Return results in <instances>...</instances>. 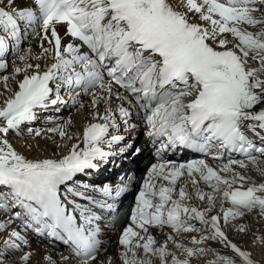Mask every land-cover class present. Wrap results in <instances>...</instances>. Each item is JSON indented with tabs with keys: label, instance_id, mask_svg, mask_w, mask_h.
Masks as SVG:
<instances>
[{
	"label": "snow or ice",
	"instance_id": "obj_1",
	"mask_svg": "<svg viewBox=\"0 0 264 264\" xmlns=\"http://www.w3.org/2000/svg\"><path fill=\"white\" fill-rule=\"evenodd\" d=\"M32 4L18 7L17 0H0V71L8 67L5 56L11 42L22 62L12 76L0 77L4 90L12 91L7 82L23 74L17 90L0 102V211L8 214L0 222V232L20 220L25 228L72 246L80 264H112L110 258L98 259L99 218L75 198L93 205L96 201L68 182L113 155L104 145L111 148L124 139L110 131L119 128L117 117L134 129L137 126L129 121L142 112L146 135L160 159L151 165L135 197L131 222L121 231L120 264H196L210 253L215 258L208 264H258L229 239L221 222L251 212L264 219V182H256L246 171L251 164L264 177V146L247 134L250 130L264 144V0ZM21 21L38 26L33 34L41 36L42 56L33 58L31 49L21 51ZM57 25L65 27L63 37ZM62 90L70 99L61 95ZM81 95L91 97L93 117L82 135L86 147L73 144L59 159H29L9 142V133L35 121L39 111L50 106L59 110L69 103L83 107ZM71 123L69 119L47 131L71 141L78 138L67 131ZM41 131L28 128L35 136ZM180 148L205 158L182 163L163 159V153ZM209 156L221 161L219 166L213 167ZM99 191L110 196L113 189L105 186ZM13 208L19 210L10 212ZM217 208L219 212L212 214ZM247 227L241 224L238 231ZM152 229H167L163 240ZM257 239L264 244V236ZM209 240L230 248L234 256L205 248ZM21 244H27L26 237L10 231L0 241V264H8ZM30 256L21 259L27 264Z\"/></svg>",
	"mask_w": 264,
	"mask_h": 264
},
{
	"label": "bare ground",
	"instance_id": "obj_2",
	"mask_svg": "<svg viewBox=\"0 0 264 264\" xmlns=\"http://www.w3.org/2000/svg\"><path fill=\"white\" fill-rule=\"evenodd\" d=\"M17 6H29L32 7V0H17ZM21 31L23 35V40L21 43V51L25 52L31 49L33 58L37 55H43L42 49L40 47L41 44V36L33 34V28H38L37 25H33L29 27L27 22L21 21ZM254 30V29H249ZM57 31L63 37L65 33V27L63 25H57ZM2 34V33H0ZM42 35V33H41ZM65 42L70 40L69 37H64ZM45 47L48 46L47 41H43ZM231 47V45H229ZM85 50V49H82ZM5 59L8 62L7 69L0 71V77L8 75L12 76L14 73V67L21 65L22 62L16 58V48L14 42L10 43V51L6 54ZM33 63L39 62L42 65L45 63L44 60L36 61L32 60ZM51 62V58H48V63ZM23 74H19L15 76V79H10L7 82V88L12 91H5V83L2 79H0V102L4 100L5 97L11 96L15 90H17V81L22 79ZM61 95L65 99H70L69 93L67 91L62 90ZM80 99L83 102V107L73 106L69 103L67 106L60 105L59 110H57L56 106H50L46 110H42L38 112L37 119L30 124H25L21 126V130L17 132H10L8 135L9 142L13 145V147L23 155H25L29 159H45V158H53L59 159L62 155L68 153V151L72 148L73 144L79 143L80 146L86 147L82 143V135L87 126V124L93 121L92 117V109L90 108L91 97L86 95H81ZM2 106V105H0ZM127 106V105H125ZM104 105H100V111H103ZM71 119L72 123L67 128V131L75 134L78 138H74L69 141L66 138L62 139L57 133L48 132V128L57 127L59 123L66 122ZM117 123L120 125L118 129L110 130L113 134L123 136L124 139L121 141L123 145L128 144L130 141H133L134 138L129 135V132L138 133L143 131L142 119L137 116H133V118L129 121V123L135 124L137 127L126 128L123 121L117 117ZM41 129V135L35 136L32 133L28 132V128ZM14 136V138H13ZM66 145V146H65ZM105 151L110 148L107 144L104 145ZM126 158V155L124 156ZM148 158V156L145 158ZM149 162H153V158H148ZM264 159V158H262ZM115 159L110 156L104 161H97L98 167L95 169H88L84 173H79L76 175V178L73 181L68 182L69 187H73L78 191H81L77 186V183L80 181L87 180L86 178L87 172L90 175L96 174V178L92 176L90 179L94 182L97 180L101 181V175L105 174L104 172H109V168L115 169L117 172L120 169H124L126 162L119 161L117 166ZM108 167L103 170L102 167L107 165ZM247 174L253 178L256 182H264V177H261L259 173L255 170V167L251 165L246 170ZM138 184H140V179L134 180ZM131 182V181H130ZM134 186V183H131ZM87 189L89 190V182L87 184ZM61 192H65L66 189L64 186H61ZM82 192V191H81ZM85 195L90 196V193L84 192ZM77 198V197H76ZM69 199H73L70 197ZM96 204L93 205L90 202H86V206L90 207L92 211L98 213L99 217H101L105 211L103 209L98 208V204L100 200L95 198ZM19 209H10V212H15ZM22 211V210H21ZM8 219V214L3 211H0V222H3ZM96 224L99 225V239L101 241V251L98 259L100 261H106L107 259H111L112 264H120L119 254L121 251V246H119V234L117 226L106 227L102 225L101 220H97ZM241 224L247 225L246 231L241 234L238 231V228ZM222 229L226 232L229 239L236 243L242 250L248 251L251 253L252 258L258 262V264H264V250L262 251V257L258 256L255 253V245L261 246L264 249V245H261L260 241L257 239L260 236H264V219L260 218L256 212H252L251 214L244 215L243 218L238 220H229L228 223L221 222ZM260 229V233H255L253 230ZM13 229L18 230L24 235L27 239V244H21L20 249L13 250L15 255L9 258L8 264H25V262L21 259V257L25 254L31 253L30 259L27 264H50L49 257L51 258V264H80L74 258H72L71 252L67 249L64 241L55 240V237H50L47 234L41 235L37 233L33 228H25L24 223L20 220H15L6 231L0 232V241L7 238V235ZM252 238V239H251ZM55 240V241H51ZM263 246V247H262ZM251 248V249H250ZM210 249L214 250L216 253L220 255L226 256H234V253L230 248L224 247L218 241L210 243ZM67 258V259H65ZM215 257L211 255V253L207 257H203L201 260H198L196 264L202 262H206L208 264L209 260L214 259Z\"/></svg>",
	"mask_w": 264,
	"mask_h": 264
},
{
	"label": "rangeland",
	"instance_id": "obj_3",
	"mask_svg": "<svg viewBox=\"0 0 264 264\" xmlns=\"http://www.w3.org/2000/svg\"><path fill=\"white\" fill-rule=\"evenodd\" d=\"M13 138H14V136H13ZM240 232V231H239ZM253 232H255V233H260L261 231H260V229L258 228V229H255V230H253ZM241 234H243V232H241ZM252 239V238H251ZM261 245H264V244H261ZM263 247V246H262ZM251 249V248H250ZM264 249H262L261 248V246H257V245H255V253L258 255V256H261L262 257V251H263ZM200 263H202V264H206V262H202V261H200Z\"/></svg>",
	"mask_w": 264,
	"mask_h": 264
}]
</instances>
